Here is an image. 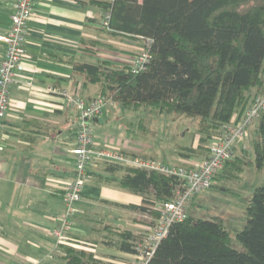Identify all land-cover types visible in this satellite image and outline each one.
Masks as SVG:
<instances>
[{
	"label": "trees",
	"instance_id": "1",
	"mask_svg": "<svg viewBox=\"0 0 264 264\" xmlns=\"http://www.w3.org/2000/svg\"><path fill=\"white\" fill-rule=\"evenodd\" d=\"M78 1L103 10L98 22L111 38L139 39L140 49H147L151 55L138 71L131 64L111 60L90 62L72 58L75 74L82 76V88L95 84L99 87L95 97L107 95L124 107L153 114L145 116L140 112L143 122L164 114L174 120H197L193 132L199 135L198 146L177 144L175 149L180 157L207 158L215 136L227 130L234 115L237 122L241 121L264 92V0ZM107 12L110 20L104 25ZM91 46L85 50L118 48L103 39ZM259 128L264 139V110ZM254 150L256 167L261 169L264 142L256 141ZM244 151L238 144L224 171L220 170L214 179H220L219 174L237 177L244 166L252 164L253 159L245 157ZM142 156L159 160L154 155ZM103 163L105 170L121 176L119 186L142 196L139 205L129 207L155 219L161 214L160 206L172 198L180 182L176 175ZM97 222L101 224L100 238L69 232L65 241L59 243L63 264H119L98 259L81 245L137 252L133 231L106 224L103 219ZM244 222L243 228L233 231L221 216L204 218L188 212L185 219L171 225L148 264H264V182L254 188Z\"/></svg>",
	"mask_w": 264,
	"mask_h": 264
},
{
	"label": "crops",
	"instance_id": "2",
	"mask_svg": "<svg viewBox=\"0 0 264 264\" xmlns=\"http://www.w3.org/2000/svg\"><path fill=\"white\" fill-rule=\"evenodd\" d=\"M16 1L0 0V34L12 26ZM102 13L100 7L78 0H36L25 33L23 71L17 73L10 86L11 107L1 131L4 150L0 151V264H63L54 229L65 214L63 193L74 177L76 157L71 149L76 144L79 115L63 96L48 92L47 88L80 94L82 76L75 74L72 58L132 65L141 47L139 39L116 40L101 30L98 18ZM98 39L113 44L123 42V50L129 55L120 56V62L107 56L106 47L85 50ZM6 50V43L0 41V63ZM23 77L33 80L34 85L24 84ZM98 90L97 85L88 84L81 94L91 99ZM137 112L121 104L108 106L94 121L96 145L164 160L158 150L147 151L127 142L129 127L125 124L135 123L137 116L142 126V115ZM180 158V162L173 160L170 165L188 163V157ZM103 165H89V178L76 204L78 212L71 233L81 237L100 238L98 219L106 224L117 220L113 225L123 226V213L138 212L129 206L142 201L141 195L119 186L121 176L108 172ZM100 247L105 252L111 250ZM117 252L122 259L131 254Z\"/></svg>",
	"mask_w": 264,
	"mask_h": 264
},
{
	"label": "built area",
	"instance_id": "3",
	"mask_svg": "<svg viewBox=\"0 0 264 264\" xmlns=\"http://www.w3.org/2000/svg\"><path fill=\"white\" fill-rule=\"evenodd\" d=\"M36 0H17L11 15L12 26L5 34H0V41L6 43L5 57L0 63V151L4 150L1 140V131L8 110L11 107L10 86L23 71L22 58L25 54L24 40L28 21L32 18ZM110 20V12L106 13L103 24ZM150 43V41H148ZM151 55L145 48H141L131 65L134 71L141 70L149 61ZM23 83L33 86V80L23 77ZM48 92L61 95L66 103L76 109L79 115L75 132V146L71 152L75 155L74 177L67 182L63 193L65 214L54 229L58 243L65 241L67 234L72 231L73 219L78 209L76 204L81 200L84 187L89 178L88 168L94 162H112L122 166H135L148 172H159L165 175H176L179 178L178 187L172 198L162 204L161 214L151 227L148 235V244L144 248L139 245L135 256L140 260L138 264H148L158 245L169 232L171 225L185 219L195 195L211 186L214 176L225 166L235 153L239 144L246 148L247 130L264 110V92L260 94L252 106L246 111L241 121L237 122L234 115L232 123L226 131L215 136L210 144L207 158L192 162L187 160L186 165H168L152 157H144L127 153L118 148L97 146L94 134V121L104 112L105 108L114 104V100L107 95L86 99L78 93L66 89L49 86ZM190 164V165H189ZM136 264V263H135Z\"/></svg>",
	"mask_w": 264,
	"mask_h": 264
},
{
	"label": "rangeland",
	"instance_id": "4",
	"mask_svg": "<svg viewBox=\"0 0 264 264\" xmlns=\"http://www.w3.org/2000/svg\"><path fill=\"white\" fill-rule=\"evenodd\" d=\"M114 45L118 48H106L105 53L107 52V56L111 55L115 60L123 62L121 58H119L120 56L125 57L127 54L123 50L125 47L123 42L115 41ZM100 52H102V50ZM119 104V102L115 101L113 105ZM138 110L143 114L146 113L145 116L153 115L145 109ZM140 112L137 113L139 114ZM260 118L261 116L251 124L247 130L246 141L244 143L246 148H242V145H239L242 150H246V152L244 151V156L253 159V163L244 166L242 172L239 173L237 177L228 178L227 176H221L222 174L217 175L220 176V179H213L212 186L198 195L195 201L196 205H194L193 209L191 210L190 207V209L188 208L189 213L194 212L204 218H209L214 215L221 216L225 224L233 231L243 228L246 208L254 188L264 182V167L261 169L256 167L254 150V143L256 141L264 142L259 128ZM134 121L135 123L125 124L127 128L129 127L126 131L128 135L127 142L129 144L133 142L137 147L145 148L147 151L151 149L155 151L158 150V155H161V158L165 160L164 162L168 164L173 162V160L174 162L175 160L178 162L181 161L175 149L177 144L198 146L199 135H195L193 132L197 127V120L191 118L174 120L170 115L164 114L162 116H151L147 122H143L144 125L142 126L137 116ZM189 158H192L193 163L202 160V157L195 155ZM221 171H224V167ZM225 173L229 174L227 171ZM155 220L153 215L145 214L140 211L135 213L129 212L127 215L123 213V227L129 228L136 235V248L138 245L140 248H144L148 244L147 237L151 233V227L154 225ZM116 221L114 220L113 224L119 222ZM81 246L83 249L85 248V250L93 252L98 259L106 263L123 262L124 264H138L140 262L135 254L124 256L122 259L117 252L118 250L110 248L111 250L105 252L106 250L101 248L102 246L100 247V245H97V247ZM113 255H116V257Z\"/></svg>",
	"mask_w": 264,
	"mask_h": 264
}]
</instances>
